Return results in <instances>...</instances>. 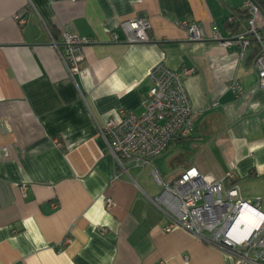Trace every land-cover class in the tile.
I'll return each mask as SVG.
<instances>
[{
	"label": "crops",
	"instance_id": "1",
	"mask_svg": "<svg viewBox=\"0 0 264 264\" xmlns=\"http://www.w3.org/2000/svg\"><path fill=\"white\" fill-rule=\"evenodd\" d=\"M243 4L0 0V264H235L181 228L165 232L171 218L150 200L160 193L152 169L172 181L194 166L219 180L231 174L226 186L257 200L264 214V91L251 51L240 58L238 45L210 40L212 29L222 38L238 32L226 20ZM16 13L27 14L22 28ZM136 17L149 21V43L109 41L111 32L122 37L119 22ZM181 21L201 27L207 39L189 42ZM48 32L58 44L63 32L97 40L85 47L73 79ZM160 62L195 70L185 80L193 134L174 141L152 166L129 163L128 175L115 180L98 128L120 110L142 113L147 74ZM234 80L243 87L238 97L228 90ZM105 198L113 201L109 209Z\"/></svg>",
	"mask_w": 264,
	"mask_h": 264
},
{
	"label": "built area",
	"instance_id": "2",
	"mask_svg": "<svg viewBox=\"0 0 264 264\" xmlns=\"http://www.w3.org/2000/svg\"><path fill=\"white\" fill-rule=\"evenodd\" d=\"M243 11L245 18L238 21L236 34L222 38L216 29H212L210 40L221 48L238 45L240 58L251 51L256 86L264 91V11L254 0H244ZM229 18V21L236 19ZM13 21L22 28L28 21L27 14L16 13ZM178 25L185 28L189 42L207 39L203 29L196 24L181 21ZM117 27L122 37L116 32L109 33L112 43L150 42L151 25L143 17L119 22ZM48 35L67 77L73 79L81 71L85 47L96 44L97 40L63 32L58 44L49 32ZM194 73L193 68L175 71L162 62L154 65L147 74L150 90L142 113L136 115L120 110L98 128L114 162L113 179L128 175L126 166L129 163L142 169L152 166V161L164 154L174 141L192 136L195 112L185 80ZM228 90L236 97L243 93L237 80L228 85ZM212 106H218V102ZM55 146L61 148L62 143L56 140ZM151 176L160 193L150 202L171 218L165 232L174 227L181 228L200 242L232 256L235 264H264V214L257 207V200L246 201L235 185L226 186L225 181L233 178L231 174L219 180L191 166L172 181H164L154 169ZM25 189L26 186H21L22 192ZM104 202L107 209L113 206L110 198H105Z\"/></svg>",
	"mask_w": 264,
	"mask_h": 264
},
{
	"label": "trees",
	"instance_id": "3",
	"mask_svg": "<svg viewBox=\"0 0 264 264\" xmlns=\"http://www.w3.org/2000/svg\"><path fill=\"white\" fill-rule=\"evenodd\" d=\"M254 2L258 5V7L262 10V11H264V0H254ZM231 18H245V13H244V11L239 15V16H237V15H232L231 16ZM229 19L230 18H228L227 20H226V25H227V27L228 28H238V22H237V20L235 19V21L233 20V21H229ZM240 20V19H239Z\"/></svg>",
	"mask_w": 264,
	"mask_h": 264
},
{
	"label": "rangeland",
	"instance_id": "4",
	"mask_svg": "<svg viewBox=\"0 0 264 264\" xmlns=\"http://www.w3.org/2000/svg\"><path fill=\"white\" fill-rule=\"evenodd\" d=\"M130 174H131V177L133 178V177H134V174H133L132 172H131ZM151 180H152V179H151Z\"/></svg>",
	"mask_w": 264,
	"mask_h": 264
},
{
	"label": "water",
	"instance_id": "5",
	"mask_svg": "<svg viewBox=\"0 0 264 264\" xmlns=\"http://www.w3.org/2000/svg\"><path fill=\"white\" fill-rule=\"evenodd\" d=\"M252 55H253V54H251V55L248 57V59H250V58L252 57ZM140 203H141V202H140Z\"/></svg>",
	"mask_w": 264,
	"mask_h": 264
}]
</instances>
